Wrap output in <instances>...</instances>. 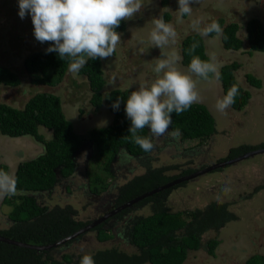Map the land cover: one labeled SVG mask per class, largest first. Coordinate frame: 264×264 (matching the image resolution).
<instances>
[{
	"label": "rangeland",
	"instance_id": "1",
	"mask_svg": "<svg viewBox=\"0 0 264 264\" xmlns=\"http://www.w3.org/2000/svg\"><path fill=\"white\" fill-rule=\"evenodd\" d=\"M142 3L140 12L125 20L126 29L119 32L121 42L114 54L101 60L105 81L103 93L133 91L142 83L150 85L157 78L154 72L156 59L173 56L176 70L196 82V90L201 97L199 104L205 105L215 119L216 134L208 140L181 141L168 130L154 138V148L149 157L118 156L109 176L104 172L105 161L96 159L92 146L85 142L86 148L77 157L76 171L68 179L72 185L56 187L38 199L49 210L69 206L74 211L71 217L81 222L92 223L112 211L115 192L132 178L144 175L147 167H173L166 174L178 176L184 170L199 171L227 159L231 148L264 144V53H253L246 43L238 51H227L218 37L200 35L207 55L215 54L218 70L223 64H238L235 78L250 93L248 104L240 111L231 107L224 112L217 111L216 102L224 94L215 75L208 81L201 80L181 64L182 41L189 35L198 34L192 27L194 20L200 21V28L217 19H223L226 24H238L241 28L238 35L243 38L242 28L251 19L257 18L264 25V0H198L192 5V14L184 17H178L176 13L178 0H142ZM18 12V0H0V67L8 68L20 79L16 87L0 85V104L22 109L33 95L52 93L59 97L66 119L80 138L87 139L90 130L108 126L113 120L109 107L94 111L87 80L78 72L67 71L63 81L55 87L31 82L24 70V59L30 53L43 49L44 43L34 37L31 16L27 15L22 20ZM166 13L170 19L165 22L174 26L177 36L175 43L169 38V43L159 48L150 40L154 28L152 20ZM248 74L261 81L260 88L250 86L246 80ZM38 132L46 140L51 138V134L42 127ZM43 150V145L31 136L9 138L0 134V165L8 168L11 178L19 163L38 157ZM97 174L104 179L98 195L91 191V178ZM13 195L14 191L0 197V230L9 227L7 216L11 204H6ZM212 202L227 203L236 220L227 223L219 232L204 234L203 247L190 251L184 264H245L253 255L264 257V153L172 187L166 206L171 212H183L203 209ZM151 212L150 206H145L132 210L121 220H110L104 227L109 236L107 242H99L92 230L53 252L56 257L62 254L76 256L113 247L133 254L136 249L127 241L124 228L133 218L148 216ZM213 239L219 242L214 256L205 248L207 241Z\"/></svg>",
	"mask_w": 264,
	"mask_h": 264
},
{
	"label": "trees",
	"instance_id": "2",
	"mask_svg": "<svg viewBox=\"0 0 264 264\" xmlns=\"http://www.w3.org/2000/svg\"><path fill=\"white\" fill-rule=\"evenodd\" d=\"M163 17L165 21L170 19L167 13ZM215 21L222 27L223 35L212 33L208 37H218L225 50L238 51L246 43L253 53H264V25L259 19L253 18L247 22L242 28L243 38L238 35L241 30L238 24H226L223 19ZM125 29L126 23L122 21L116 31L124 32ZM194 43H198L199 46L194 52H190ZM49 47L51 44L46 42L43 49L30 53L24 59V70L30 76L31 82L55 87L63 81L68 71V61L61 60L55 52L46 53ZM193 56H199L201 60L209 59L204 40L199 34L189 35L181 43L182 66L188 69ZM238 68L235 62L223 64L218 70L219 78L215 76L224 96L232 85L237 86L235 102L230 106L236 111L242 110L250 99V93L243 89L235 78L234 73ZM78 73L87 80L91 94L90 104L94 111L107 106L113 116L108 126L90 130L87 139L80 138L74 131L72 123L66 119L62 111L59 97L52 93L42 92L33 95L22 109L0 104V134L9 138L31 136L37 143L42 144L44 149L38 157L21 162L17 166L12 177L15 181V195L9 198L6 204H11L7 216L9 227L0 230L2 237L33 246H48L89 224L73 219L71 215L74 211L69 206L49 210L38 200L74 175L77 154L85 142L92 146L96 159L105 161L103 168L108 176L112 174L111 167L118 156L123 154L127 157L143 159L149 157L152 152L143 151L132 141L128 132L130 121L126 117L124 108L132 91L112 90L103 93L105 81L101 59H89ZM213 76L210 74L208 80ZM19 80L11 70L0 67V85L16 87L20 83ZM246 80L254 88L261 87V81L252 75L248 74ZM118 97L121 98L122 103L119 110H114L112 105ZM40 127L51 134L49 140L38 132ZM168 130L181 141H201L208 140L216 134V124L205 105L194 103L189 110L172 114ZM137 134L144 137L150 135L148 129ZM263 148L264 144L231 148L225 160ZM146 169L144 175L132 178L115 192L113 209L178 177L193 173V170L187 169L178 176H168L166 172L173 167ZM0 171L8 173V168L0 165ZM103 180L101 175L92 176L93 194L98 195L101 192L100 183ZM171 191L172 188L161 191L118 213L114 217L116 220H121L132 210L145 206H150L152 211L148 216L133 218L124 228L126 239L136 249L135 253L127 254L113 247L99 250L90 254L95 264H184L190 251H198L203 247L204 234L219 232L227 223L236 220L235 214L228 210L227 203L212 202L203 209L171 212L166 206ZM106 224L107 221L93 229L97 240L101 243L109 240L107 230L104 229ZM218 244L215 239L209 240L205 248L214 256ZM55 249L37 252L0 242V264H79L81 257L85 255L62 254L56 257L53 252ZM245 264H264V257L253 255Z\"/></svg>",
	"mask_w": 264,
	"mask_h": 264
},
{
	"label": "clouds",
	"instance_id": "3",
	"mask_svg": "<svg viewBox=\"0 0 264 264\" xmlns=\"http://www.w3.org/2000/svg\"><path fill=\"white\" fill-rule=\"evenodd\" d=\"M197 2L178 0V17L190 16L192 5ZM18 7L22 20L27 15L31 16L35 39L42 44H51L46 53L55 52L61 60L66 59L68 71L75 73L89 59L104 60L114 54L121 42V34L116 29L122 21L140 12L143 3L142 0H18ZM152 24L154 28L150 40L156 47L166 46L169 38L175 43L177 32L171 23L165 22L163 15L153 19ZM199 24V20H194L192 27L201 36L207 37L212 33L223 35L217 21L203 28L198 27ZM198 46V43H194L189 51L194 52ZM174 64L173 56L156 59L154 72L157 78L150 85L140 84L126 100L124 111L130 121L128 132L132 141L145 152L153 150L154 138L168 131L173 113H183L194 103L201 102L196 82L189 75L176 70ZM188 69L203 80H208L210 74L219 78L214 53L209 55L208 60L193 56ZM237 92V86L232 85L226 95L217 100L216 110L224 112L229 108L235 102ZM121 103L118 97L112 105L113 109L119 110ZM144 129H148L149 136L137 134ZM14 188L15 181L11 176L0 171V197L11 194ZM79 264H95V261L90 254H85Z\"/></svg>",
	"mask_w": 264,
	"mask_h": 264
},
{
	"label": "water",
	"instance_id": "4",
	"mask_svg": "<svg viewBox=\"0 0 264 264\" xmlns=\"http://www.w3.org/2000/svg\"><path fill=\"white\" fill-rule=\"evenodd\" d=\"M264 153V148L263 149H258V150H254V151H250L248 153H245L239 157H236L234 159H231V160H225V161H222V162H219V163H216V164H213L211 166H208L206 168H203L187 177H183V178H180V179H176L170 183H167L166 185H163L162 187H159L151 192H148V193H145L141 196H138L136 198H134L133 200L121 205L120 207H117L115 209H113L112 211L102 215V217H100L99 219L95 220L94 222L86 225L85 227H83L82 229L76 231L75 233H73L72 235L54 243V244H51V245H48V246H33V245H29V244H26V243H21V242H17V241H13V240H10L8 238H5V237H2L0 236V242L2 243H6V244H9V245H13V246H17V247H22V248H26V249H30V250H35L37 252H40V251H47V250H50V249H54V248H58L59 246H62V245H65L75 239H77L79 236L87 233V232H90L92 231L93 229H95L96 227H98L100 224H102L103 222H105L107 219L115 216L116 214L120 213L121 211L125 210V209H128L132 206H134L135 204L139 203L140 201L154 195V194H157L161 191H164V190H167L171 187H174L178 184H181L183 182H186L190 179H193L199 175H204L206 173H209L211 171H214V170H217V169H220V168H223V167H226L228 165H232V164H235V163H238L240 161H243L249 157H252V156H255V155H258V154H262Z\"/></svg>",
	"mask_w": 264,
	"mask_h": 264
},
{
	"label": "flooded vegetation",
	"instance_id": "5",
	"mask_svg": "<svg viewBox=\"0 0 264 264\" xmlns=\"http://www.w3.org/2000/svg\"><path fill=\"white\" fill-rule=\"evenodd\" d=\"M84 144H85V143H84ZM85 148H86V146L83 145L82 149L78 152L77 157L79 156V154L81 153V151H83ZM219 162H222V161H219ZM219 162H218V163H219ZM215 164H216V163H215ZM195 172H197V171H195ZM195 172L193 171V173H195ZM193 173H192V174H193ZM190 175H191V174H190ZM187 176H189V175H187ZM187 176H184V177H187ZM180 178H183V176L178 177L177 179H180ZM175 180H176V179H175ZM173 181H174V180H173ZM183 183H185V182H183ZM66 185H70V186H71V185H72V181H68V179H67L66 181L60 183L57 187H63V188H65ZM171 188H172V187H171ZM169 189H170V188H169ZM110 211H111V210H110ZM110 211H109V212H110ZM107 213H108V212H107ZM105 214H106V213H105ZM116 215H117V214H116ZM116 215H115V216H116ZM115 216H113L112 218H109L108 221L106 220L107 223H108L110 220L114 219ZM100 217H102V215H101ZM100 217H98V219H99ZM96 220H97V219H96ZM106 221H105V222H106ZM105 222H103V223H105ZM103 223H102V224H103ZM89 224H90V223H89ZM100 225H101V224H100ZM81 229H82V228H81ZM90 232H91V231H90ZM124 234H125V236H126V230L124 231ZM82 236H83V235H81V236H79V237H82ZM79 237H78V238H79Z\"/></svg>",
	"mask_w": 264,
	"mask_h": 264
}]
</instances>
